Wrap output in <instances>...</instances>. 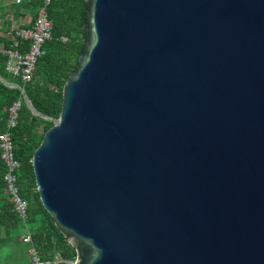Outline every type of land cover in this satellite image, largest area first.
I'll list each match as a JSON object with an SVG mask.
<instances>
[{"label": "water", "instance_id": "1", "mask_svg": "<svg viewBox=\"0 0 264 264\" xmlns=\"http://www.w3.org/2000/svg\"><path fill=\"white\" fill-rule=\"evenodd\" d=\"M85 3L58 117L25 96L76 264H264V0Z\"/></svg>", "mask_w": 264, "mask_h": 264}, {"label": "trees", "instance_id": "2", "mask_svg": "<svg viewBox=\"0 0 264 264\" xmlns=\"http://www.w3.org/2000/svg\"><path fill=\"white\" fill-rule=\"evenodd\" d=\"M29 1L23 0L20 6L10 5V7L14 8L17 15L25 16V13L29 12L33 20L42 0ZM85 9V0H51L47 7L53 36L67 37L69 42L66 44L56 40L45 42L33 81L24 85V92L35 111L47 118L58 117L61 109L62 86L76 69L78 57L84 51L82 42L85 37ZM4 33V30H0V43L9 49L11 41L4 37ZM26 47L27 43L24 42L19 47V51L23 52ZM7 60L6 55L0 54V77L9 85H21L19 78L12 77L6 70ZM19 99L21 100V93L18 89L10 88L0 81V133L5 131L9 107ZM51 126L50 120L32 115L21 100L17 126L11 132L14 156L20 164L18 172L20 195L28 202V224H31V237L35 247L44 259H51L56 254L63 259H70L75 252L54 227L50 216L41 206L32 172L33 153L43 134ZM4 172L5 167L0 158V264H28L27 247L20 241L23 225L12 210V204L4 192Z\"/></svg>", "mask_w": 264, "mask_h": 264}, {"label": "built area", "instance_id": "3", "mask_svg": "<svg viewBox=\"0 0 264 264\" xmlns=\"http://www.w3.org/2000/svg\"><path fill=\"white\" fill-rule=\"evenodd\" d=\"M27 2L30 1L27 0ZM50 2L51 0H42V3L36 10L33 20H31L32 16L29 12H26L25 16L17 15L15 12H8L11 17L8 16L7 19L15 23L14 26L8 27V25L6 28H3L0 25V30L5 31L3 34L4 37L11 41L9 49H6L3 43H0V54L8 57L6 70L12 77L19 78L21 82V85H10L9 87L16 88L20 91L21 100L24 104H27L24 85L33 81L38 60L43 54L42 47L44 43L51 40L59 41L61 44L69 42L67 37L53 36L52 23L47 15V7ZM22 3L23 0H12L8 7L10 5L20 6ZM13 16L17 19L13 20ZM24 42L27 43L26 50L20 52L19 47ZM21 100L15 101L9 107L5 121V131L0 133V158L5 167L3 175L4 192L12 204V210L21 220L25 230V234L20 237V241L27 247L28 264H76L75 254L70 259H63L59 254L54 255L51 259H44L41 252L35 247L32 241L31 231L28 229V202L20 195L18 183L20 164L14 156L11 133L17 126Z\"/></svg>", "mask_w": 264, "mask_h": 264}, {"label": "crops", "instance_id": "4", "mask_svg": "<svg viewBox=\"0 0 264 264\" xmlns=\"http://www.w3.org/2000/svg\"><path fill=\"white\" fill-rule=\"evenodd\" d=\"M11 1L12 0H0V3H1V7H0V25L3 27V28H6L8 25L5 24L7 23L8 21L7 20V17L10 16V14L8 12H15L14 8L11 9V7L8 5L11 4ZM12 10V11H11ZM20 11V10H19ZM15 14H17V12H15ZM29 14V13H27ZM30 15V14H29ZM11 17V16H10ZM6 20H5V19ZM4 19V20H3ZM17 18L15 16H13V20H16ZM2 20V21H1ZM9 27V26H8ZM38 195V194H37ZM39 199V198H38ZM21 221V220H20ZM22 223V222H21ZM23 225V224H22ZM23 230H24V227H23ZM25 234L24 231L22 233V235ZM21 235V236H22ZM20 236V237H21Z\"/></svg>", "mask_w": 264, "mask_h": 264}, {"label": "rangeland", "instance_id": "5", "mask_svg": "<svg viewBox=\"0 0 264 264\" xmlns=\"http://www.w3.org/2000/svg\"><path fill=\"white\" fill-rule=\"evenodd\" d=\"M4 19H5V18H4ZM4 19H3V20H4ZM5 20H6V19H5ZM1 21H2V20H1ZM6 21H8V22L5 23V24L9 25V27H10V26H14V24H15V23L9 21L8 19H7ZM28 229L31 230V224H28ZM23 231H25V230H23Z\"/></svg>", "mask_w": 264, "mask_h": 264}]
</instances>
